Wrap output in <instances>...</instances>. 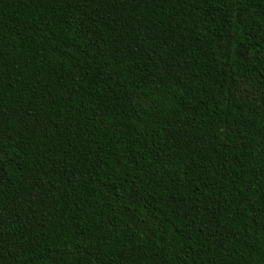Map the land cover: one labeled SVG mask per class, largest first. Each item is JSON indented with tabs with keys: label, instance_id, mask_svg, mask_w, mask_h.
I'll return each instance as SVG.
<instances>
[{
	"label": "trees",
	"instance_id": "16d2710c",
	"mask_svg": "<svg viewBox=\"0 0 264 264\" xmlns=\"http://www.w3.org/2000/svg\"><path fill=\"white\" fill-rule=\"evenodd\" d=\"M0 264H264V0H0Z\"/></svg>",
	"mask_w": 264,
	"mask_h": 264
}]
</instances>
